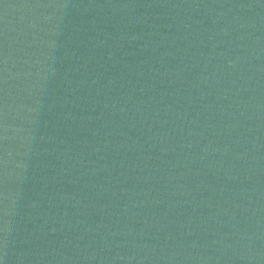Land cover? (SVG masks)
Segmentation results:
<instances>
[{"label": "water", "instance_id": "water-1", "mask_svg": "<svg viewBox=\"0 0 264 264\" xmlns=\"http://www.w3.org/2000/svg\"><path fill=\"white\" fill-rule=\"evenodd\" d=\"M106 242L264 256V0H0V252Z\"/></svg>", "mask_w": 264, "mask_h": 264}]
</instances>
